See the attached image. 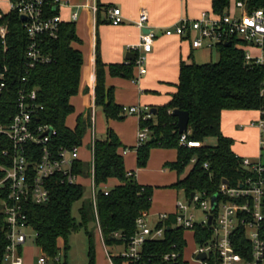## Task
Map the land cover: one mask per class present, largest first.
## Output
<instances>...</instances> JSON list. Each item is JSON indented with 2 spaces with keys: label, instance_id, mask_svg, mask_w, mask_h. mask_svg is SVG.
<instances>
[{
  "label": "trees",
  "instance_id": "1",
  "mask_svg": "<svg viewBox=\"0 0 264 264\" xmlns=\"http://www.w3.org/2000/svg\"><path fill=\"white\" fill-rule=\"evenodd\" d=\"M244 2L249 11L263 9L264 0H237ZM231 0H213V11L218 16L227 13ZM7 29L5 43L0 37V75L5 73L8 89L0 98V125H7L14 117L17 107V92L23 87L36 90L38 101L44 110L36 121L51 126L56 135L51 141L53 149L60 147L82 146L87 129L90 126V115L80 116L75 129H70L66 121L74 114L72 97L78 95L82 53L73 47L80 40L74 23H63L57 39H47L45 52L51 56L48 64L35 68L27 67L26 52L29 38L16 11L5 14L0 8V28ZM236 42L221 44L217 47L220 58L217 63L187 65L182 63L178 91L164 107L157 109L151 119L141 121V127L148 128L151 139L136 149L139 168L148 164L150 151L153 148L174 149L178 153L177 161L169 163L167 168L177 172L179 179L174 186L184 191L187 197L192 193H203L207 197L218 195L224 180L231 187H237L248 177L243 167V158L233 152L234 141L222 133V114L224 111H254L264 107L261 89L264 83V65L247 64L245 51L235 47ZM130 67L111 65L113 76L124 74L132 76L135 62ZM106 67L97 60V86L95 105L102 108L106 119L116 120L122 117V106L116 104L112 88L106 86ZM26 79L27 83L23 80ZM174 110L186 111L190 120L187 140L203 143L199 149H190L180 145L182 135L177 126L178 120L173 116ZM210 139H216L215 146L208 145ZM122 144L112 129H108L105 139H97L94 147L95 182L100 191L97 194V211L102 236L107 246L124 245L136 233V221L147 216L152 206L153 189L127 176L124 158L119 154ZM12 150L11 142L0 135V163L4 162V150ZM35 151V162L39 159L41 149L35 145L28 147ZM196 159L195 163L192 160ZM208 165V168L205 167ZM189 169L187 176L183 177ZM90 166L78 162L76 173L86 176ZM3 173L0 172V179ZM116 179L120 184L109 190L106 195L101 187L110 180ZM50 201L45 205L27 203L28 224L35 233L34 243L50 258H55L69 250V237L82 229L87 230L91 220L96 221L93 202L88 208L81 209V220L73 215V206L84 196V187L62 183L57 176L49 182ZM0 198L4 195L0 192ZM219 200H222L219 195ZM175 217L170 216L165 223L162 240L148 242L143 248L144 259L149 264H163L164 256L180 253L173 264H183V255L187 247L185 231L174 228ZM207 231V229H206ZM88 233V232H87ZM120 233L121 238H116ZM7 226L3 212H0V264L7 246ZM90 238V254L93 245ZM209 238V232L198 228L195 241L202 244ZM63 243V245H61ZM236 251L244 258L251 259V245L247 231L238 229L235 234ZM115 264H135L121 257L113 258ZM152 262V263H151Z\"/></svg>",
  "mask_w": 264,
  "mask_h": 264
},
{
  "label": "built area",
  "instance_id": "2",
  "mask_svg": "<svg viewBox=\"0 0 264 264\" xmlns=\"http://www.w3.org/2000/svg\"><path fill=\"white\" fill-rule=\"evenodd\" d=\"M67 6L63 0H12L11 10L16 11L20 18L25 17L24 27L29 38L26 52L27 67L35 68L40 64L52 61L45 52L44 45L47 39L55 40L59 37L63 24L60 9ZM239 15L227 12L223 16L214 17L203 13L197 20L183 19L173 27L163 30L166 37L177 36L190 39L194 49L214 50L221 44L235 41V47L245 51L247 64L264 65V10L249 11L244 2H237ZM94 12L97 8L94 7ZM78 18L73 15V21ZM108 19L113 26L123 24L124 17L120 8H111ZM148 13L142 11L136 25L141 30L139 50L136 52L135 65L139 68V76L134 78L138 82L140 77L147 74V55L152 52L153 45L158 38L157 33L147 27ZM149 30L145 33V30ZM195 35L192 37V35ZM7 29L0 28V37L5 43ZM256 49L259 53L253 54L249 49ZM5 73L0 75V95L8 89ZM27 83V80H23ZM264 99V83L261 89ZM17 111L11 122L0 125V135L7 138L12 144V150H4V162L0 163V198L4 206L3 212L7 226V246L3 256V264H26L22 249L34 237L35 233L28 224L26 213L27 203L45 205L50 201L51 190L49 182L59 177L62 183L68 185L79 184V175L76 165L80 160V146L60 147L53 149L51 141L56 131L49 125L36 121L44 110L38 101L36 90L30 91L27 87L19 89L16 99ZM124 115H136L140 121L152 118L148 108L123 107ZM258 119L253 125L260 133V156L257 159L243 158V167L248 177L237 187L222 183L218 194V205L212 210V197L203 193H195L190 203L177 202L174 228L182 229L185 234L190 232L195 241V232L198 228L209 232L205 242L197 244L192 253L193 262L183 264H264V107L258 111ZM95 110L91 113V123L94 125ZM94 128V126H93ZM52 130L51 135H48ZM150 139L148 128H140L137 148L143 146ZM95 134L91 142V186L93 191V205L98 228L101 227L97 211V194L100 188L95 182L94 147ZM35 145L41 149L40 157L35 159V151L29 152L28 147ZM181 146L190 149H199L203 143L188 141L186 133L182 134ZM196 159L192 160L195 163ZM208 168V165H205ZM128 177L136 178L133 172ZM108 195L109 190H102ZM221 195L222 200H219ZM193 207V209H191ZM199 212L201 216L199 217ZM171 215L162 214L155 226L147 222L148 216L139 217L136 221V233L129 239L125 250L118 257L134 261L135 264H149L144 259L143 248L148 242L162 240L165 227H158L165 223ZM210 217H213L210 223ZM245 229L251 245V259H244L235 248V234L238 229ZM207 229V231H206ZM102 233V232H101ZM121 238L120 233H115ZM185 252V251H184ZM206 255L205 260L198 257ZM180 257V253H172L163 257V264H173ZM184 258V255H183ZM152 263V262H151ZM36 264H62L61 254L50 258L44 253L38 258ZM113 264V263H112ZM154 264V263H152Z\"/></svg>",
  "mask_w": 264,
  "mask_h": 264
},
{
  "label": "crops",
  "instance_id": "3",
  "mask_svg": "<svg viewBox=\"0 0 264 264\" xmlns=\"http://www.w3.org/2000/svg\"><path fill=\"white\" fill-rule=\"evenodd\" d=\"M11 1L0 0V8L5 14L12 11ZM63 1L67 3V6L60 9V15L63 23H74L76 25V33L80 42L74 43L73 47L80 51L83 56L79 92L71 99L75 112L68 117L67 126L70 129H75L80 116H89L92 110H95L94 128L90 115L91 124L80 147L79 162L90 166V171L86 176L79 175V185L84 187L86 184L92 188L90 160L92 158V133L95 134L96 139L98 135L100 139H105L108 129H112L122 144L119 154L124 158L127 172H133L140 185L153 189L152 206L147 215L149 224H151V219H156L154 224L151 225L153 227L158 223L160 215H173L176 211L177 203L176 205H167L164 202V197L169 194V190L175 188L174 186L179 179L176 171L167 168L169 163L177 161L178 153L174 149L153 148L150 151L147 166L144 168L138 167L136 147L141 121L136 115H123L119 119L108 121L102 108L95 105L97 60H101L106 67V86L113 89L116 104L122 107L148 108L150 111L155 110L157 112L158 108L166 106L172 100L173 95L177 93L182 63L187 65L196 63L195 55L196 51L199 50L192 47L190 39L177 36L166 37L163 30L173 27L183 19L197 20L201 18L203 13L218 17L213 11V0ZM237 2V0H231L227 12L239 15L240 10L236 8ZM94 7L97 8V12H94ZM111 8L122 10L123 24L119 26L111 25L108 19V12ZM142 11L148 13L147 27L154 30L158 38L153 45L152 52L147 55V74L140 77L138 82H134V78L139 76V68L136 65L131 66L133 72L132 76L129 77L124 74L113 76L109 67L111 65L130 67V63L135 62V59L134 61L127 60V56L129 54L136 55L134 50H139L142 33L136 23ZM74 14L78 15L76 21H73ZM193 36L195 35L193 34ZM249 50L256 55L259 53L256 49L251 48ZM155 114L152 113V116ZM258 117V112L254 111L223 112L222 133L234 141L232 149L238 157L257 159L260 156V133L253 125ZM74 118H76L75 123L71 121ZM85 140L89 144L85 145ZM119 184L118 180L112 179L101 189L110 190ZM163 188L169 189L163 190ZM94 222L96 228L92 229L93 231L89 230V224L87 230L85 229V240L82 241L84 246L83 256H73L69 259L67 251L61 254L62 264H115L113 258L118 257L125 250V246H107L98 228L97 220ZM89 233L92 235V254H90ZM70 237L68 240L69 249L71 248ZM27 245L22 249L25 263L36 264L43 252L39 249L37 255L29 256Z\"/></svg>",
  "mask_w": 264,
  "mask_h": 264
},
{
  "label": "rangeland",
  "instance_id": "4",
  "mask_svg": "<svg viewBox=\"0 0 264 264\" xmlns=\"http://www.w3.org/2000/svg\"><path fill=\"white\" fill-rule=\"evenodd\" d=\"M195 62L199 65L201 64H207V63H217L219 61L220 55L219 52L214 49V50H206V49H199L196 51V55H195ZM76 118H74L73 120L71 119V121L73 123H75ZM92 137H93V133H92ZM91 135H90V140H91ZM97 139H100V136H97ZM89 144L88 141L85 140V145ZM208 145L211 146H215L217 144V140L216 139H210L208 142ZM92 161V158L90 159ZM263 162H264V158H263ZM189 173V169L186 171V173L184 174L183 177L187 176V174ZM84 196L81 200H79L78 202H76L73 206V215L74 217L80 221L81 220V209L84 208V206L86 207H90L91 203H92V188L90 187V185H84ZM169 188H166L163 190H167ZM169 194L164 197V202L167 205L173 204L176 205L177 202H183V203H187L188 202V197L186 195V193L184 191L181 190H176L175 188H172V190H169ZM191 209H193V207H191ZM199 217L201 216V213L199 212ZM155 218L151 219L150 225H153L155 222ZM96 228V224L93 220L90 221L89 223V230L93 231L92 229ZM32 240L28 243L27 247L29 248L28 250V255L32 256V255H37L39 253V248L37 247V245L34 243L35 237L34 234ZM85 235H86V230L82 229L80 230L78 233H74L71 235L70 237V245L71 248L68 250V258L70 259L73 256L76 257H81L83 256V244L82 241L85 240ZM187 239H188V245L185 249L184 252V259L190 263L193 262V258H192V253L196 248V245L193 241V238L191 236V233L188 232L187 234ZM109 248V247H108ZM65 256V255H64ZM63 256V259H64ZM63 263V262H62Z\"/></svg>",
  "mask_w": 264,
  "mask_h": 264
},
{
  "label": "water",
  "instance_id": "5",
  "mask_svg": "<svg viewBox=\"0 0 264 264\" xmlns=\"http://www.w3.org/2000/svg\"><path fill=\"white\" fill-rule=\"evenodd\" d=\"M21 20L24 21L25 20V17H21ZM145 33H148L149 30H145L144 31ZM226 45H228V43H226ZM136 55L135 54H129L127 56V60H131V61H134ZM0 98H1V95H0ZM153 114L156 113L155 110L151 111ZM173 116L177 118L178 120V123H177V126H178V129H179V133L182 135L184 133H187L188 132V125H189V120H190V116H189V113L186 112V111H181V110H174L173 111ZM52 133V130L49 131L48 135H51ZM154 140H152L151 142H153ZM223 183L229 185V181L227 180H224ZM194 196H195V193H192L190 195V203L192 202V200L194 199ZM218 205V195H214L212 197V210L216 209ZM4 206L1 204L0 202V212L3 210ZM212 219L213 217H210V223L212 222ZM199 259L201 260H205L206 259V255H200L198 257Z\"/></svg>",
  "mask_w": 264,
  "mask_h": 264
}]
</instances>
